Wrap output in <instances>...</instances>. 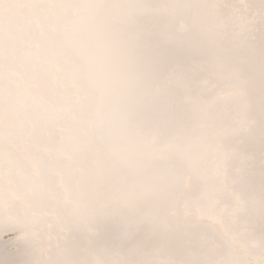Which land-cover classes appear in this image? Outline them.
Returning a JSON list of instances; mask_svg holds the SVG:
<instances>
[{
    "label": "snow or ice",
    "instance_id": "1",
    "mask_svg": "<svg viewBox=\"0 0 264 264\" xmlns=\"http://www.w3.org/2000/svg\"><path fill=\"white\" fill-rule=\"evenodd\" d=\"M0 264H264V0H0Z\"/></svg>",
    "mask_w": 264,
    "mask_h": 264
}]
</instances>
